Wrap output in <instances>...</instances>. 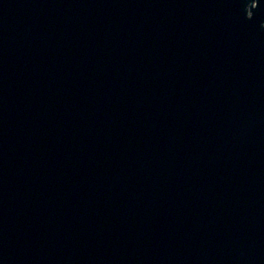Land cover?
Listing matches in <instances>:
<instances>
[{"label": "water", "instance_id": "water-1", "mask_svg": "<svg viewBox=\"0 0 264 264\" xmlns=\"http://www.w3.org/2000/svg\"><path fill=\"white\" fill-rule=\"evenodd\" d=\"M0 264H264V0H0Z\"/></svg>", "mask_w": 264, "mask_h": 264}]
</instances>
